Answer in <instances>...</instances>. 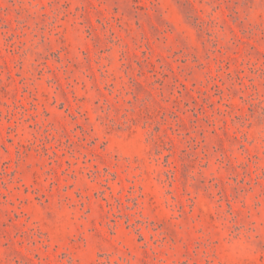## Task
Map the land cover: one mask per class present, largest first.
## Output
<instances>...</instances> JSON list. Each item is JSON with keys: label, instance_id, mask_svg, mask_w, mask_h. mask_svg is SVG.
<instances>
[{"label": "rangeland", "instance_id": "1", "mask_svg": "<svg viewBox=\"0 0 264 264\" xmlns=\"http://www.w3.org/2000/svg\"><path fill=\"white\" fill-rule=\"evenodd\" d=\"M0 264H264V0H0Z\"/></svg>", "mask_w": 264, "mask_h": 264}]
</instances>
